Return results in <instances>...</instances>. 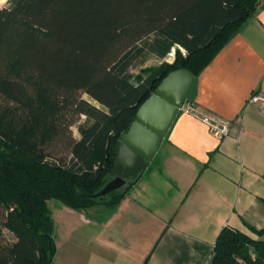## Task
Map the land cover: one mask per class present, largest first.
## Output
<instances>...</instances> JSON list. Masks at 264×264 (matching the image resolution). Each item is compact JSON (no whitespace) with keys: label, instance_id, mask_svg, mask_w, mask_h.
Returning a JSON list of instances; mask_svg holds the SVG:
<instances>
[{"label":"trees","instance_id":"16d2710c","mask_svg":"<svg viewBox=\"0 0 264 264\" xmlns=\"http://www.w3.org/2000/svg\"><path fill=\"white\" fill-rule=\"evenodd\" d=\"M263 1L9 0L0 7V221L15 238L0 239V264L52 263L49 200L76 210L119 204L136 179L93 195L114 177L117 141L140 105L175 69L199 76ZM175 45L186 55L176 49L174 62L133 81L138 56L148 50L163 59ZM79 116L86 119L75 136ZM209 264H264V228L224 227Z\"/></svg>","mask_w":264,"mask_h":264},{"label":"crops","instance_id":"0c3cea01","mask_svg":"<svg viewBox=\"0 0 264 264\" xmlns=\"http://www.w3.org/2000/svg\"><path fill=\"white\" fill-rule=\"evenodd\" d=\"M255 91H264V1L197 76L119 204H48L51 264H209L224 227L264 228V112L248 103ZM204 117L228 121L230 135L218 138Z\"/></svg>","mask_w":264,"mask_h":264},{"label":"water","instance_id":"95a60500","mask_svg":"<svg viewBox=\"0 0 264 264\" xmlns=\"http://www.w3.org/2000/svg\"><path fill=\"white\" fill-rule=\"evenodd\" d=\"M197 75L183 67L166 75L140 105L117 141L114 177L94 197H105L137 179L155 157L176 116L188 101Z\"/></svg>","mask_w":264,"mask_h":264},{"label":"rangeland","instance_id":"374dc122","mask_svg":"<svg viewBox=\"0 0 264 264\" xmlns=\"http://www.w3.org/2000/svg\"><path fill=\"white\" fill-rule=\"evenodd\" d=\"M8 3H9V0H5V2L2 5H0V7H5L8 5ZM152 37L153 35L146 37L145 41L151 40ZM176 49H180L183 55H186V50L183 48H179L178 45H175L163 59H161L160 57H158L157 55H155L154 53L148 50L144 51L134 61L133 66L131 68V75H132L133 81H138L140 78L144 77L150 69L157 67L162 61H168L171 63L174 62L175 57H176ZM81 97L83 99L91 100L90 97L85 93H81ZM91 101L93 102V100ZM85 119H86L85 116L76 117V122L71 126L72 132L75 136H78V125L82 123ZM132 181L133 180L128 181V183L125 186H123L121 190H124L130 183H132ZM109 199H110V196H107L105 198L106 201ZM55 202L60 203L58 200H55V199H51L48 201L50 208L53 209V206L57 204ZM103 205H106V204H103ZM0 239L2 240L4 244L10 240L15 239L12 234H10L8 231L4 229L3 219H1L0 221Z\"/></svg>","mask_w":264,"mask_h":264},{"label":"built area","instance_id":"2783aa9c","mask_svg":"<svg viewBox=\"0 0 264 264\" xmlns=\"http://www.w3.org/2000/svg\"><path fill=\"white\" fill-rule=\"evenodd\" d=\"M248 103H253L259 105V107L264 112V91H255L251 93L248 99ZM184 109V106L182 110ZM186 112L193 113L194 108L189 106L185 109ZM203 121L207 123L210 127L211 132L218 138H224L230 135L231 126L228 121L219 118L204 117Z\"/></svg>","mask_w":264,"mask_h":264},{"label":"clouds","instance_id":"9594fccd","mask_svg":"<svg viewBox=\"0 0 264 264\" xmlns=\"http://www.w3.org/2000/svg\"><path fill=\"white\" fill-rule=\"evenodd\" d=\"M5 2V0H0V5H2Z\"/></svg>","mask_w":264,"mask_h":264}]
</instances>
